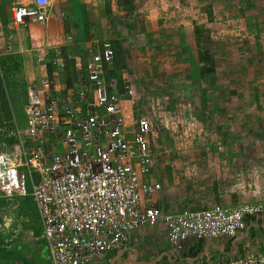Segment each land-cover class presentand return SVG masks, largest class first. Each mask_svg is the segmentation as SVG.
Segmentation results:
<instances>
[{
  "label": "rangeland",
  "instance_id": "374dc122",
  "mask_svg": "<svg viewBox=\"0 0 264 264\" xmlns=\"http://www.w3.org/2000/svg\"><path fill=\"white\" fill-rule=\"evenodd\" d=\"M137 1L107 32L114 76L129 80L167 149L160 169L168 190L155 202L171 211L263 204L264 0ZM11 9L0 0V52H13ZM36 66L52 70L42 55ZM14 79L19 91L26 87L23 64ZM12 108L26 127L23 103ZM25 201L5 199L0 208V264L45 263ZM158 233H136L139 261L148 259L149 240L161 244Z\"/></svg>",
  "mask_w": 264,
  "mask_h": 264
},
{
  "label": "built area",
  "instance_id": "2783aa9c",
  "mask_svg": "<svg viewBox=\"0 0 264 264\" xmlns=\"http://www.w3.org/2000/svg\"><path fill=\"white\" fill-rule=\"evenodd\" d=\"M49 8V0L13 5L12 24L43 25ZM61 54L52 57L49 74L26 85V127L13 119L6 134L12 142L0 143V199L31 198L44 264H99L133 232L159 224L161 240L180 252L189 241L236 239L263 215L264 203L171 211L155 202L168 190L160 169L167 149L139 112L129 80L108 75L111 41L75 58L70 83L60 77ZM212 264H264V253Z\"/></svg>",
  "mask_w": 264,
  "mask_h": 264
},
{
  "label": "crops",
  "instance_id": "0c3cea01",
  "mask_svg": "<svg viewBox=\"0 0 264 264\" xmlns=\"http://www.w3.org/2000/svg\"><path fill=\"white\" fill-rule=\"evenodd\" d=\"M28 1L8 0V3L13 6L26 4ZM49 2L50 8L45 23L29 25L25 28L13 25L16 36L14 37L13 31L11 38L13 45L10 46L14 53L7 51L9 47H5L0 52V56L22 55V64L27 76L26 85L31 80L39 79L45 74L44 70L38 72L36 56L42 55L50 62L58 51L62 53L61 56L66 64L60 77L70 83L74 79L75 58L82 54L88 46L95 48L97 43L104 40L114 41L115 39L109 36L107 29L111 28L113 22L121 20L122 16L130 15L132 5L138 4L137 0H49ZM10 20L12 22L11 11ZM114 25L116 26V23ZM26 39L29 41V48ZM147 230L153 229L133 232L124 248L108 253L99 264H161V262L162 264H212L235 259L245 253H264V242H262L264 215L257 219H250L247 229L236 239L189 241L184 244L180 252H175L161 240L160 235L164 228L162 224H159L155 230H159L157 238H160L161 244H155L149 240L151 246L147 244L152 249L150 253H147L148 259L139 261V253L135 247L138 240L135 235L136 233L143 235ZM42 246L46 262L47 248L44 243ZM40 252L41 250L37 249L38 255ZM124 256L125 259H123Z\"/></svg>",
  "mask_w": 264,
  "mask_h": 264
},
{
  "label": "trees",
  "instance_id": "16d2710c",
  "mask_svg": "<svg viewBox=\"0 0 264 264\" xmlns=\"http://www.w3.org/2000/svg\"><path fill=\"white\" fill-rule=\"evenodd\" d=\"M201 59H203V61L211 60V58L208 56V53H205V56H203ZM21 68L22 61L19 55L11 54L0 56V143H11L13 140L12 138L6 137V134H8V132L13 129L12 120L14 119V112L12 104L19 101L24 105L26 100V87L24 86V89L19 91L14 79L15 72L20 71ZM108 75L114 76L116 74L114 73V70H110ZM24 199H26V201L22 203V205H26V211L30 213L31 218L36 221L35 223H37L38 216L34 203L30 197H26ZM4 201L5 199H0V208L4 206ZM34 234L36 236L40 235L39 230H35ZM42 243L43 242L40 241L38 244L41 250L39 256H44V252L41 249V247L43 248V246H41Z\"/></svg>",
  "mask_w": 264,
  "mask_h": 264
}]
</instances>
